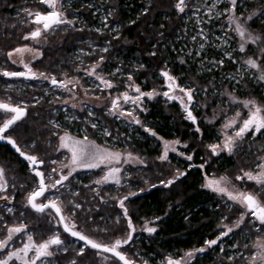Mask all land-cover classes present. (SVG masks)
<instances>
[{"label": "trees", "instance_id": "16d2710c", "mask_svg": "<svg viewBox=\"0 0 264 264\" xmlns=\"http://www.w3.org/2000/svg\"><path fill=\"white\" fill-rule=\"evenodd\" d=\"M176 2L177 0H75L77 12L85 19V28H57L50 35L46 46H36L42 49L43 55L34 60L31 67L37 73L42 72L49 77L54 76L57 81H64L66 78L80 76V71H77L79 68H86L103 57L101 64L104 73L120 86L112 91H121L128 85L129 75L133 78L132 82L139 85L144 92L167 89L166 79L160 75L162 70H166L178 78L177 83L180 86L187 83L186 87L200 88L204 96L201 95L198 102L206 105L210 113L213 109L228 107L227 98L229 94L233 95L232 92L240 95L253 92L258 99L264 101L257 90L258 80L248 78L245 76L244 67L239 68L245 58L239 51V37L232 30L235 25H230L229 13L224 11L230 7L228 2L218 3L209 12L208 8L213 0H186L188 7L184 13L175 8ZM25 3L30 4L25 0H0V70L16 66L7 57L9 51L29 44L30 39H23L31 28L23 12ZM244 3L248 4L251 13L264 8V0H246ZM31 6L39 7L36 3L30 4ZM109 12L112 13L110 16ZM236 13L242 12L236 10ZM103 16L108 17L105 22ZM252 24L264 31V13L254 17ZM96 29L101 31L97 32ZM193 36L196 37L195 40L192 39ZM201 44H204L203 49L200 48ZM104 48L108 51H102ZM226 53H230L232 58ZM221 60L223 64L218 63ZM185 76L189 77L187 81L184 80ZM260 88L263 90L261 85ZM64 89L51 84L50 79L0 75V100L14 105L26 104L27 110L26 115L5 135H11L23 151L44 160L42 167L45 170L50 166L48 160L52 157L57 147L58 135L62 132L87 136L106 146L130 149L151 161L140 169L130 168L133 171L129 178L130 186L116 187L108 184L99 190L95 189L94 181L101 176V169L85 171L75 178L72 177L66 183L68 186L63 188L59 201L62 202L64 215L75 222L77 230L105 244L124 238L128 232L127 218L119 207L118 199L128 196L129 193H138L129 196L125 201L128 216L139 229L146 220L159 218L152 226L157 231L146 232L148 236L144 235L145 238L139 242L152 264H162L158 260L167 252H175L178 257L183 250L203 248L205 241L218 235L224 214H227V220H234L238 216L241 209L234 206L228 208L215 193L203 188L205 176L212 173H232L240 163L236 157L212 155L207 147L216 135L214 127H218L221 121L211 122L209 126L203 124V135L200 136L196 131L197 127L201 128L200 122L194 124L183 118L179 101L169 100L163 95L150 99L145 119L157 134L167 139L180 138L187 141L188 149L194 153L192 165H201L205 158H210L203 169L190 167L188 163L182 166L174 161L161 163L155 160L160 154V142L134 122L130 124L120 117H114L104 107L85 106L81 112L71 114L70 109H67L69 113L65 112L64 105L61 104V100L65 98V93L62 94ZM178 93L177 90L175 94L179 95ZM219 99L223 104H220ZM197 115L201 116L200 111ZM5 119L7 115L0 112V123ZM93 124L96 125L95 128L92 127ZM105 132H110L111 135H106ZM259 147L264 152V140H261ZM243 161L245 160H241ZM0 166L6 169L8 176L10 174L13 178V184L18 187L13 201V213L6 211L7 204L0 203V217H3L0 225H18L26 217L30 219L29 227L35 233L34 238L37 241L44 240L52 233V226L39 218L38 214L42 213L24 205L25 197L34 183L37 184L38 177L9 143L0 142ZM176 169L186 172L187 175L171 186H164L161 181L172 179L177 173ZM24 182L27 184L21 185ZM141 189L144 191H140ZM75 204H80L81 207L77 209ZM46 211L56 216L53 210ZM58 227L64 236L72 237L63 230L61 224ZM5 234V229L0 227V238ZM22 242V239H16L12 247L20 246ZM74 246L71 245L66 253L59 252L52 258V264H70L73 259L77 264H100L97 250L85 246L84 254L79 256L77 252L80 248ZM125 249L127 251L123 247L120 250L129 258L134 257L133 248ZM8 250L10 249L5 251ZM109 255V264H123L113 255ZM215 263L213 256L203 255L191 264Z\"/></svg>", "mask_w": 264, "mask_h": 264}, {"label": "snow or ice", "instance_id": "6c2138e0", "mask_svg": "<svg viewBox=\"0 0 264 264\" xmlns=\"http://www.w3.org/2000/svg\"><path fill=\"white\" fill-rule=\"evenodd\" d=\"M41 4L47 5L50 9L47 12L41 11H33L32 9L25 8L23 12L27 17H32L28 23L36 25L34 30L30 31L26 34L23 39L38 41L39 38L46 33H49L56 28H59L61 25H74L75 20L68 19L66 15V11L64 9V0H39ZM223 2V0H213V3L209 5L208 11L211 12L212 9L216 8L218 3ZM230 7L224 9L225 12L229 13L228 21L230 25H235L232 29L236 35L240 38L239 51L245 52L247 45H260L257 49V54L254 56H249L246 60L241 61L243 65H246L247 69L255 70L252 75L254 78L264 81V62H262V58H264V36L260 34H254L246 25L248 21L253 20L254 17L259 16L264 13V8H261L259 11H255L252 14L247 16L244 13H240L237 15L236 9L238 6V0H227ZM91 7V5H89ZM175 8L180 12L184 13L186 8L188 7L186 0H177L175 3ZM146 11V10H145ZM112 13L109 12V16ZM217 15H220L218 13ZM241 17H243V21H241ZM107 16L105 17V21L107 20ZM134 23V21H133ZM97 32L101 31L100 29H96ZM207 39V37H204ZM193 40L196 39L195 36L192 37ZM226 42V41H225ZM200 48H204V44L200 45ZM102 51L107 52L108 49L104 48ZM25 53H32L33 59L39 58V56L43 55L42 53L34 50L31 47H17L12 51L7 53L9 59L13 56H19V63L23 66L25 71L16 72V71H3L0 75L5 77H23L25 79H36V78H44L50 79L51 84L64 87L68 91V85L73 83V80H65V81H57V79L52 76L49 77L45 73H37L35 72L30 63H25L23 60V55ZM155 55V53H152ZM231 59V54L226 53ZM103 57L92 66L90 70H85L86 73L90 76H95L97 80L101 82L104 88H113L115 85L111 80L105 79L103 76L99 75L96 72V68L100 66V63L103 62ZM16 63L15 60L12 61ZM183 62V61H182ZM235 62V61H234ZM219 64H223V61H219ZM142 67V66H141ZM117 72L119 69L116 70ZM115 73H113L114 75ZM166 79L168 91L163 93L157 92L155 89L152 91L144 92L141 90L139 85H136L134 82L128 85V88L137 93L136 96L129 95L128 91H125L120 96L114 98L112 103V108L110 109V113L112 115H116L119 113L120 116H128L132 119V122L135 124H142V121L133 115L132 111H124L120 105V100L122 99L124 103H132L134 106L139 107L142 104L143 98L147 97L149 99L155 98L157 95H163L168 97L169 100H177L180 102L182 106V110L186 113V119L192 121L194 124L196 123V117L193 115L191 111V105L194 99L195 89L193 88H184L177 83V78L172 76L168 71L162 70L160 73ZM128 81H132L133 78L131 75L127 77ZM235 79V77H233ZM99 87V85H98ZM179 91L182 95L175 94L176 91ZM171 93V94H170ZM231 96V94H229ZM231 100L233 103L241 104L245 109L248 110L247 118H242V113L237 112L234 117L229 119L224 124V129L234 128L237 123L240 124L239 128L234 131L233 135H228L227 132L224 133V139L222 143L210 144L207 147L211 150L212 155L219 156L221 152L226 151L228 154H232L234 149L237 147V141L243 140L246 134L249 132L252 133L253 136L260 134L262 130H264V105H260L254 99L248 100H238L235 96H231ZM39 102V101H37ZM67 103V101H65ZM76 105H73L75 107ZM0 112L11 114L7 119H5L2 123H0V140H5L10 143L16 151L24 157L30 166L31 172L38 177L37 186L27 194L26 196V206H30L35 212L44 213L45 210L51 209L54 210L55 214L59 216L57 223L63 226V230L66 233H69L71 236L78 238L80 241L85 242V246H90L92 249L97 250V254L101 255L103 253H111L115 258L119 261H122L123 264H136V261L129 258L126 253L120 251V249L124 245H128L132 239L133 234L136 232V227L133 225L131 217L128 216V209L125 207V201L129 199V196H135L138 193H129L128 196H124L123 198L118 199L119 207L123 210V215L127 218V229L128 232L124 238H118L111 244H105L99 241H96L90 238L88 235L84 234L82 231L76 230L75 222L70 221V217L63 215V206L62 202L59 201V197L56 198H48L45 196V193L49 192L52 189L59 191V187H63L65 182L69 180V178L80 168H100L101 165L104 164H112L113 162L119 163L122 157L121 153L111 152L107 149H101L94 142L89 141L88 137L85 136L83 139H77L75 137L70 136L68 133H65L60 137L61 144L60 148L68 149L71 152L70 160L67 164L61 162V168H69L67 174H61L58 179H54L51 183H46V175L44 171H41L38 167H32V165H43L44 160L39 159L36 155H30L21 150L19 145L16 143L15 139L11 137V135H5L12 128L13 125L17 123V121L21 120L24 115H26V105L22 106L21 104H11L10 102H5L0 100ZM91 115V113H90ZM93 128L96 127L95 124L92 125ZM150 132L153 136L157 134L151 129H145ZM197 132H200L199 127L196 128ZM106 135H111L110 132H105ZM159 139L163 142V151L162 154L158 157L161 161H166L168 159V154L170 151L176 152L177 149L175 145L180 144L179 140L175 141H166L163 140V137H159ZM184 147H187L185 144ZM179 155L183 156L184 153H179ZM128 159L124 162L128 163L130 160L135 159L137 162L143 164L144 161L139 157H132L131 153L127 154ZM188 161L193 159L192 155H187L185 157ZM258 163L254 165V167L248 171H244L241 169V174L236 176V180H246L254 182L255 185L258 186V190L256 191H239L232 190L229 188V178L227 176H221L219 178H208L206 176V183L203 187L210 189L217 194L222 196H226L229 201L234 202L241 206L244 211L239 215L236 222L229 227L228 225H224L226 231H222L216 239L205 241L207 247H211L216 245L223 236H228L230 233L234 231V229L239 228L242 224H244L245 219H249V222L255 227V230L259 232L261 230V226H264V200H261V193H264V156L257 157ZM51 163L56 164L57 161H52ZM190 167H199L201 169L204 168V165H190ZM57 169H51V172H56ZM121 169L119 167H111L107 171L105 175H103L100 179L94 181L96 184H104L110 181H114L117 185L120 184L119 173ZM186 172H181L177 170L176 175L167 181H161L164 186H171L175 183L176 180H179L181 177L186 176ZM50 178V174H49ZM15 187V185H13ZM152 187H156V185H152ZM9 188L8 180L5 177V169L0 166V201H5L10 203L14 196L6 195L7 190ZM140 191H144L141 189ZM98 194V193H97ZM75 195H79V193H75ZM45 197L46 202H37L38 198ZM114 199H117L113 197ZM71 203V201H69ZM75 208H80V204H75ZM6 211L8 213H13L14 209L12 207H7ZM119 219V218H117ZM159 219V218H157ZM226 219V218H225ZM3 220V217H0V221ZM151 222H145L144 231L148 233H155L157 229L155 227H149L148 224ZM5 229V236L0 238V253L3 255L0 256V264H13V262L18 261L19 264H37L39 261L40 264H52L51 258H54L59 252H67L68 248L63 247L64 241L60 238L59 233H55L50 236L47 240L41 241L37 243L31 233H28L26 236V241L22 244L21 247H12L14 238L21 233H25L27 231L28 225L26 224H14L7 225L6 223L0 225ZM55 246V247H54ZM238 247V245H236ZM244 247H248L245 245ZM253 247L257 249L254 253H252L249 257L245 259L250 262V264H264V238L259 239L257 242L253 244ZM6 249H10L5 251ZM84 247H81L77 255L82 256L84 254ZM205 248L195 249L193 251L187 252L185 254L189 259L194 258L195 253L204 252ZM221 251H223V247H221ZM31 253V255H29ZM105 260L108 257H104ZM229 260H235V256L228 257ZM70 264H77L75 259L70 261ZM143 264H147V261H143ZM166 264H188L183 258L177 260L171 257L167 258Z\"/></svg>", "mask_w": 264, "mask_h": 264}, {"label": "rangeland", "instance_id": "374dc122", "mask_svg": "<svg viewBox=\"0 0 264 264\" xmlns=\"http://www.w3.org/2000/svg\"><path fill=\"white\" fill-rule=\"evenodd\" d=\"M25 1H28L30 4H34V3L38 4L39 7H32V6L30 7V4L25 3L26 8L32 9L33 11L47 12L50 10L47 5L41 4L39 2V0H25ZM90 1H93V0H90ZM223 1L227 2V0H223ZM245 1L246 0H238V6H237L236 10H239L240 12L244 13L245 16H247V15L252 14V13L250 12L248 4L244 3ZM86 2H89V1H86ZM76 7H77V4L75 3V0H64V9L66 11L67 18L75 20V23H74V25H61L59 27H63V28H65V27L73 28L74 27L77 29L85 28V19L81 14H79V12H77ZM239 14H237V15H239ZM25 17L28 21L30 19H33L32 17H27L26 14H25ZM241 21H243V17H241ZM252 21L253 20L248 21L246 26L254 34H260L261 36H264V31L253 26ZM28 25L31 26L30 31L34 30V28L36 27V25L31 24V23H28ZM55 30L41 36L38 41H34V40L30 39L29 44L22 45L19 47L28 46V47H31L34 50L42 53V49L37 48L36 46H39V47L40 46H46L48 43V39H49L50 35H52L55 32ZM239 40H240V38H239ZM258 47H260V45L248 44L246 51L243 52V55L246 54L244 56L245 60L249 56L256 55ZM39 57H41V56H39ZM8 59H9V57H8ZM36 59H38V58H36ZM36 59H33L32 53H25L23 55L24 62L30 63V66H31L32 62ZM9 60H10V62L15 60L16 63H13V62L12 63L16 66L2 68L0 70V73H2L3 71H16V72L25 71L23 66L19 63V60H20L19 56H13ZM262 62H264V58H262ZM96 63L97 62H93L86 68H79L77 71H80V73H81L80 76H75L72 78L64 79V81L65 80H73V83L68 85V89H71V91L64 89L65 91L62 92V94L65 93V98H63L61 100V104L64 105V107H63L64 110L66 108L65 112H67V109H70L71 114H74L72 112H76V111L81 112L85 106H90V107H96V108L104 107V108H106V111H108L110 113V109L112 108L111 101L114 98H116L117 96H120L125 91H128L129 95H131V96L137 95V93H135L134 91H132L131 89L128 88V85L130 83H133L132 81H130L128 85H125L124 88L121 89V91H118V92L112 91L113 89L115 90V89L120 88V86H119L117 81H113L111 78H109V76L106 73H104L102 64L100 63V66L98 68H96V72L99 75L103 76L105 79L111 80L112 83L115 85V87L110 88V89L104 88L103 85L101 84V82L95 78V76H90L85 71L86 69L90 70L92 68V66L95 65ZM242 67H244V70L246 73L245 76H247L248 78H252L253 80L256 79L252 75V73H254L255 70H249V69H247L246 65L239 64V68H242ZM33 70L35 72H38L35 69H33ZM39 79L46 80L42 77H40ZM256 80H258V79H256ZM258 82H259V84H258ZM258 82H257V88H258L257 90L264 100V81L258 80ZM98 85H99V87H98ZM260 85L263 87V90L260 88ZM186 86H187V83H185V84L183 83L182 87L189 88ZM190 88L195 89V92L193 94L194 99H193V103L191 105V111H192V113H194L193 115L197 118L196 123L200 122L201 128H199L200 129V132H198L199 135L200 136L203 135V131H202V128H203L202 125L203 124L209 126V124L211 122L213 123L217 120L221 121V123L218 127H214L215 131H216V135H215L214 139L212 140V142L211 143L209 142V145L222 143L223 139H224V133L225 132H227L228 135L234 134V131L236 129H238L240 126L239 123H237V125L234 128L224 129L223 126L229 119L234 117L237 112L242 113V118H247L248 110L245 109L239 103H233L231 100V96H235L238 100H241V101L242 100H248V99H254V100H256V102L258 104L264 105V101H262L261 99H258L256 97V94H254L253 92L252 93L250 92L249 95H240V94H237L235 92H232L233 95H231L227 98L229 100V104H228L229 106L228 107H226L225 109L220 108L218 110L213 109L210 113L208 111V108L206 105L203 106L201 103L198 102L199 97L203 94V93H201V89L196 88V87H190ZM155 90L157 92L163 93L165 91H168V88L167 89L163 88L161 90L155 89ZM178 94L182 95L180 92ZM58 96H60V94H58ZM202 96H204V95H202ZM212 97H214V96H212ZM65 101H67V103H65ZM149 101H150V99L143 98L142 104L139 107H136L130 102L124 103V101L121 99L120 105L122 107V110L132 111L133 115L142 121V124H137L138 126H140L144 130L145 129H151L152 131L155 132V130L153 128H151V124L147 121V119H145V114L148 111L147 105H148ZM220 104H223L221 102V100H220ZM73 105H76V106L73 107ZM224 105H227V103H224ZM199 111H200L201 116L197 115V112H199ZM180 113L183 115V118L186 117V113L182 110V107H180ZM4 114H6V113H4ZM6 115L8 118L11 114H6ZM112 116L120 117L123 120H125L126 122H132V119L130 117L120 116L119 113H117L116 115H112ZM201 117H203V118L201 119ZM65 133H68V132H62L58 135L57 147L55 148V150L52 154V157L48 160V163H50L49 168H46V170H45L42 167V169L44 170L45 175H46V183H51L54 179H58L61 174H67V172L69 171V168H61V162L67 164L70 160V157H71V152L68 149L60 148V144H61L60 137L63 136ZM148 133H150V132H148ZM68 134L72 137L77 138V139H83L84 138V137L77 136L75 134H71V133H68ZM153 137H155L160 142V154L155 158V160H157L161 163L165 162V161H161L158 159V157L162 154V151H163V142L159 139V137H162V136L157 134L156 136H153ZM88 140L94 142L101 149H107L111 152L121 153L122 154L121 160L119 163L113 162L112 164L101 165L100 168H80L75 173H73V175L69 178V180L72 177H74V178L77 177L78 174L83 173L85 171H92V170H98V169H101L103 171L101 176L98 178V179H100L103 175H105L107 173L109 168L119 167L121 169V172L119 173L120 184L117 185L114 181H110V182L104 183V184H96L95 189L99 190V189H101V187L106 186L108 184L114 185L116 187H121L122 185L130 186L131 182L129 181V178L133 174V171H131L130 168L136 167V168L140 169L141 167L146 166L148 162L151 163V161H150V159H148V157L143 156V155H141L137 152H134L130 149H121V148H114V147L106 146V145L98 143L96 140L89 138V137H88ZM163 140H166V141L179 140L181 142L180 144L175 145V147L177 149L176 152H172V151L169 152L168 159L166 161H168V162L174 161L176 164H179L180 166H182L184 163L185 164L188 163V165H192V161L194 159V153H193V151H190L188 149V142L187 141H182L180 138L167 139L164 137H163ZM261 140H264V130H262V132L260 134H257L256 136H253L251 132L246 134L245 137L243 138V140L237 141V147H236V149H234V152L232 154H228L226 151H224V152H221L220 155L218 156V157L226 156V157H231V158H233V157L238 158V161L240 160V163L238 164L237 168L235 170L231 171L232 173H229V174L215 175L212 173V174L208 175L207 177L208 178H219L221 176H227L229 178V181H230L228 186L232 190H239V191H256V190H258V186L255 185L254 182L246 181V180H243V181L236 180V176L241 174V169H243L244 171H248V170L252 169L254 167V165L259 162L257 157L264 156V152L260 151V147H259ZM185 144L187 145V147H184ZM128 153H131L133 158L139 157L140 159H142L144 161V163L141 164V163L137 162L135 159L130 160L128 163H125L124 161L126 159H128V156H127ZM179 153H184V155L181 156V155H179ZM187 155H192L193 159L191 161H188L185 158ZM241 160H245V161L241 162ZM52 161H57V163L53 164V163H51ZM209 161H210V158H208V159L205 158V162H203L201 164H203L205 167ZM53 168H56L57 171L51 172V169H53ZM176 170H178V169H176ZM49 174H50V178H49ZM5 177L8 180V184H9V188L7 190L6 195L14 196V199H15V194L18 191V187H16V186L13 187V185H14L12 182L13 178L10 177V174L8 176L6 169H5ZM68 181L65 182L63 187H59L58 192H57V190L52 189L49 192L45 193V196L48 198H56L57 196L59 197L64 191L63 188H66L68 186L66 184ZM205 183H206V176L203 179V185ZM26 184H27V182H24L21 185H26ZM36 186H37V184L34 183V185L31 187L29 192H31ZM203 188L209 190L210 192H213L208 188H205V187H203ZM10 191H12V192H10ZM213 193L216 194L217 198H221V202L226 204V206L228 208H232V206H234V207H237V209H241V211L238 212V216L235 218L233 217L234 220L232 218L227 220V218H228L227 214H224L221 217V221L223 223L219 226V232L217 235V236H219L222 231H226V228H224V225H228L229 227H231L236 222L239 215L244 211V209H242L240 205L235 204L232 201H229L226 196H222L220 194H217L216 192H213ZM260 198H261V200H264V193H261ZM14 199H12L10 203H7L5 201H0V203L1 204L5 203V205L7 204V207H12L14 209L15 208L14 207L15 204L13 202ZM25 199H26V197H25ZM38 200L46 201L45 197L38 198ZM24 205L26 207V200L24 202ZM21 213H23V211ZM38 216L40 219H42L47 224H50L52 226V233H50L47 236V238H45L44 240H47L50 236H52L55 233H59L60 238L64 241L63 247L69 248V247H71V245L72 246L75 245L74 247H76V248L77 247L78 248H81V247L85 248V244L83 242L79 241L78 239L63 235L62 230L58 227L59 223L56 222V221H58V219L52 212L46 211L42 214H38ZM158 220L159 219H157V218H151L150 220H146L145 222H151L148 224V226L152 227L153 224L158 222ZM29 222H30V219H28L26 217H23L21 219V223L28 225V228H27V231L25 233H21L14 238L13 244H14L16 239H19V240L22 239V241H23L22 244H23L26 241V236L28 233L32 234L33 239L37 243L41 242V241H37L34 238L35 233H34L33 229H31L29 227V224H30ZM69 222L71 223L74 221L70 220ZM145 222H144L143 227L141 229H139V227L133 223V225L136 227V232L133 234V239L128 245L123 246L124 251H127L125 249V247L133 248L134 257L130 256V258L135 260L136 264H143V261H147V264H152L150 262L149 255H147L143 252V249L141 248L140 242H139V241H141V239H144L145 236H148L146 234V231L143 230ZM19 236H20V238H18ZM216 237L213 239H216ZM262 238H264V226H261V230L259 232H257L255 230V227L249 222V219L246 218L244 224H242L239 228L234 229V231L232 233H230L228 236H223L221 238V240L216 245H213L211 247H207L205 244L203 247V248H205V251L202 252V254H201V252H197V253H195L194 258L189 259L188 257L185 256V254L187 252H190L188 250H183L181 252V255L178 257L175 256L176 255L175 252H167L164 254V256L160 259L159 262H163V264H164V262H166L167 258L171 257L173 259L183 258L185 261L188 262V264H191V263H195V260H198L203 255H207V256H213L214 257L215 262H216L215 264H250V262L248 260H246L245 258L249 257L252 253L257 251V249L253 247V244ZM213 239H210V240H213ZM44 240H42V241H44ZM13 244H12V246H13ZM22 244L20 246H17V247H21ZM236 245H238V247H236ZM245 245H248V247H244ZM221 247H223V251H221ZM29 255H31V253ZM97 256H98L100 264H109V260L111 259V256L109 254L103 253L101 255L97 254ZM196 256H198L197 259L195 258ZM230 256H235L236 259L235 260H229L228 257H230ZM104 257H108V259L105 260ZM51 260L54 261L52 258H51ZM14 263H19V262L15 261V262H13V264Z\"/></svg>", "mask_w": 264, "mask_h": 264}, {"label": "bare ground", "instance_id": "6f19581e", "mask_svg": "<svg viewBox=\"0 0 264 264\" xmlns=\"http://www.w3.org/2000/svg\"><path fill=\"white\" fill-rule=\"evenodd\" d=\"M79 1H80V0H79ZM76 2H77V0H76ZM133 16H134V15H133ZM129 17H130V16H129ZM195 17H196V16H195ZM130 19H131V18H130ZM126 20H127V19H126ZM196 20H197V19H196ZM198 20H199V19H198ZM133 21H136V20L134 19ZM193 21H194V20H193ZM125 22H126V21H125ZM127 23H128V22H127ZM134 23H135V22H134ZM194 23H195V22H194ZM124 24H125L124 26H126V23H124ZM181 24H182V22H181ZM131 25H132V24H131ZM196 25H197V24H196ZM127 26H128V25H127ZM129 26H130V24H129ZM195 30H197V29H195ZM130 32H131V31H130ZM131 33H132V32H131ZM164 33H165V32H164ZM164 33H163V34H164ZM124 34H126V33H124ZM165 34H166V33H165ZM129 35H130V34H129ZM126 36H127V35H126ZM164 36H165V35H164ZM127 37H128V36H127ZM134 37H135V36H134ZM168 37H170V36L168 35ZM168 37H167V38H168ZM128 38H129V37H128ZM164 38H165V37H164ZM170 38H172V37H170ZM132 39H133V38H131V40H132ZM165 39H166V38H165ZM128 40H130V39H128ZM131 40H130V42H132ZM167 41H168V40H167ZM172 41H173V40H172ZM172 41H171V42H172ZM236 45H237V44H236ZM118 47H121V46H118ZM122 47H123V45H122ZM234 47H235V46H234ZM125 48H126V47H125ZM111 49H112V48H110V50H111ZM127 49H128V48H127ZM127 49H126V50H127ZM232 49H233V48H232ZM121 50H122V49H121ZM229 51H230V50H229ZM232 51H233V50H232ZM237 54H238V52H237ZM237 54H235V55H237ZM245 55H246V54H244V56H245ZM239 56H240V54H239ZM242 58H243V57H242ZM118 62H119V61H118ZM120 62H121V61H120ZM122 63L124 64V62H122ZM127 63H128V62H127ZM120 67H121V66H120ZM123 68H124V67H123ZM185 74H186V72H185ZM221 74H222V73H221ZM146 75H148L147 72H146ZM146 75L144 74V77H146L145 79L148 78ZM176 75H177V74H176ZM214 75H215V74H213V76H214ZM217 75H218V74H217ZM181 76H182V74H181ZM188 76H190V75H189V72H188ZM185 77H186V76H185ZM185 77H184V78H185ZM217 77H218V76H217ZM152 78H153V77H152ZM188 78H189V77H188ZM188 78L186 77L184 80H186V79L188 80ZM177 79H178V78H177ZM147 80H148V79H147ZM152 80H153V79H152ZM187 80H186V81H187ZM212 80H213V79H212ZM145 81H146V80H145ZM141 82H142V81H141ZM150 82H151V81H150ZM150 82L148 81V83H150ZM177 82H178V81H177ZM143 83H144V82H143ZM165 83H166V82H165ZM152 87H153V86H152ZM151 89H152V88H151ZM141 90H142V88H141ZM146 91H147V90H146ZM167 99H168V98H167ZM173 104H174V101H173ZM180 105H181V104H180ZM180 107H181V106H180ZM60 109H61V108H60ZM63 109H64V108H63ZM61 110H62V109H61ZM61 110H60V112H62ZM65 110H66V108H65ZM67 113H68V112H67ZM193 114H194V113H193ZM55 115H56V114H55ZM56 116H57V115H56ZM61 116H62V114H61ZM57 117H58V116H57ZM59 118H60V117H59ZM56 119H57V118H56ZM61 120H62V119H61ZM196 121H197V120H196Z\"/></svg>", "mask_w": 264, "mask_h": 264}, {"label": "water", "instance_id": "95a60500", "mask_svg": "<svg viewBox=\"0 0 264 264\" xmlns=\"http://www.w3.org/2000/svg\"><path fill=\"white\" fill-rule=\"evenodd\" d=\"M166 85H167V82H166ZM14 105V104H13ZM26 112H27V110H26ZM25 116V115H24ZM14 139V138H13ZM0 142H2V143H8L7 141H5V140H0ZM10 144V143H9ZM10 146L12 147V149L14 150V152L15 153H17L22 159H24V160H26L24 157H22L17 151H16V149L10 144ZM20 147V146H19ZM21 148V147H20ZM22 150V149H21ZM23 151V150H22ZM25 152V151H24ZM25 153H27V152H25ZM27 154H29V153H27ZM30 155H32V154H30ZM27 161V160H26ZM28 162V161H27ZM28 165H29V162H28ZM32 167H38L41 171H43L42 169H41V167H42V165H32ZM29 168H30V166H29ZM39 203V202H38ZM54 211V210H53ZM63 215H64V213H62ZM56 216L58 217V219H59V216L56 214ZM62 226V225H61ZM62 228H63V226H62ZM77 230V229H76ZM69 234V233H68ZM73 237V236H72ZM74 238H76V237H74ZM91 238V237H90ZM76 239H78V238H76ZM79 240V239H78ZM81 242H83L84 244H85V242L84 241H81ZM121 251V250H120ZM109 254H111V253H109ZM112 255V254H111ZM122 262V261H121ZM123 263V262H122Z\"/></svg>", "mask_w": 264, "mask_h": 264}, {"label": "built area", "instance_id": "2783aa9c", "mask_svg": "<svg viewBox=\"0 0 264 264\" xmlns=\"http://www.w3.org/2000/svg\"><path fill=\"white\" fill-rule=\"evenodd\" d=\"M97 13V11H96V9L94 10V14H96ZM103 20H104V22H105V17L103 16ZM167 86V85H166ZM130 124L132 123V122H129ZM202 254V253H201ZM161 259V258H160ZM160 259L158 260V262L160 261ZM162 264H163V262H162ZM164 264H166L165 262H164Z\"/></svg>", "mask_w": 264, "mask_h": 264}]
</instances>
